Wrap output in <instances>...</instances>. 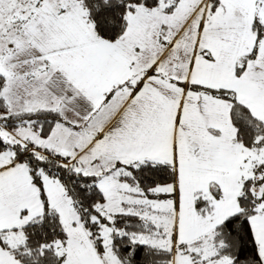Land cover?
I'll list each match as a JSON object with an SVG mask.
<instances>
[{
	"label": "snow or ice",
	"instance_id": "obj_1",
	"mask_svg": "<svg viewBox=\"0 0 264 264\" xmlns=\"http://www.w3.org/2000/svg\"><path fill=\"white\" fill-rule=\"evenodd\" d=\"M0 264H264V0H0Z\"/></svg>",
	"mask_w": 264,
	"mask_h": 264
}]
</instances>
